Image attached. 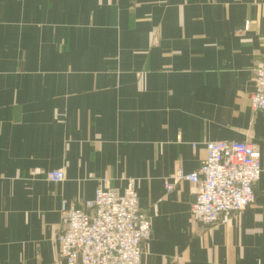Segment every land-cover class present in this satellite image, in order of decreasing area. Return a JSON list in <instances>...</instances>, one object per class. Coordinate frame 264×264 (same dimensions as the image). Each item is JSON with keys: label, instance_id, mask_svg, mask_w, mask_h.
<instances>
[{"label": "crops", "instance_id": "0c3cea01", "mask_svg": "<svg viewBox=\"0 0 264 264\" xmlns=\"http://www.w3.org/2000/svg\"><path fill=\"white\" fill-rule=\"evenodd\" d=\"M260 63L264 0H0V264H65L61 212L131 179L152 225L141 264H264ZM219 141L257 145L261 177L254 204L205 226L195 185L165 182Z\"/></svg>", "mask_w": 264, "mask_h": 264}, {"label": "built area", "instance_id": "2783aa9c", "mask_svg": "<svg viewBox=\"0 0 264 264\" xmlns=\"http://www.w3.org/2000/svg\"><path fill=\"white\" fill-rule=\"evenodd\" d=\"M250 104L254 111H264V63L254 70ZM205 149L199 171L187 175L180 169L165 182V189L170 193L181 182L195 185L192 218L205 226L227 224L255 202L261 153L248 141L207 142ZM41 173L32 175L51 183H62L66 177L63 169ZM61 224L57 242L65 264H141L152 237L151 219L139 206L135 180L127 181L122 194L104 182L92 200L80 208L64 209Z\"/></svg>", "mask_w": 264, "mask_h": 264}, {"label": "rangeland", "instance_id": "374dc122", "mask_svg": "<svg viewBox=\"0 0 264 264\" xmlns=\"http://www.w3.org/2000/svg\"><path fill=\"white\" fill-rule=\"evenodd\" d=\"M38 171H40V172H42V173L45 172V171H43V170H35V169H34V170H32V174H33V172H38ZM42 173H41V174H42ZM131 180H132V179H131Z\"/></svg>", "mask_w": 264, "mask_h": 264}]
</instances>
